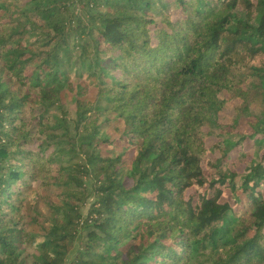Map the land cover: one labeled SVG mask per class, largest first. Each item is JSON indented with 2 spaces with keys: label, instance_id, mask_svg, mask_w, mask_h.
Returning a JSON list of instances; mask_svg holds the SVG:
<instances>
[{
  "label": "trees",
  "instance_id": "1",
  "mask_svg": "<svg viewBox=\"0 0 264 264\" xmlns=\"http://www.w3.org/2000/svg\"><path fill=\"white\" fill-rule=\"evenodd\" d=\"M240 116L264 144V0H0V264H264V150L207 145Z\"/></svg>",
  "mask_w": 264,
  "mask_h": 264
},
{
  "label": "rangeland",
  "instance_id": "2",
  "mask_svg": "<svg viewBox=\"0 0 264 264\" xmlns=\"http://www.w3.org/2000/svg\"><path fill=\"white\" fill-rule=\"evenodd\" d=\"M170 10V14L172 17H176L179 13L180 8L176 5L175 2H171L168 6ZM83 83H79V86H83L84 82H86V77L82 78ZM88 87L86 96L90 99H95L96 90L94 84L91 81ZM78 87V86H77ZM224 97L227 96V93H223ZM75 94L66 89H63L61 92V97L57 103L62 104L73 116L75 111V102H74ZM102 103V102H101ZM238 103V99H227L224 102V105L218 112L217 118L220 122L227 123L232 122V119L235 115V106ZM57 104V105H58ZM259 103L252 105V110H259ZM54 110L60 114L58 108H54ZM109 121L104 126V134L110 137H117L119 133L123 130V123L120 119L115 116V113H108ZM208 130L207 137V145L209 147V156L213 159L220 158L222 159L220 165L218 166L221 169H226L230 167L231 170H245L251 162L257 161L260 159V155L264 150V144L260 143V138H262L263 134L258 133L252 136L247 141H242L241 144L236 145L228 149V145L225 144V140L235 141L242 135V133H249L250 127L244 123V117L240 116L238 122L235 124V127L230 131H226L224 134L219 133V129L216 127H206ZM122 151H125L127 154H131V149L126 147L123 143L121 144ZM228 150V154L226 158H222L221 151ZM225 196V195H224ZM93 198L89 199V202ZM232 198H230L231 200ZM89 202L83 206V212L87 211ZM77 246V243H74V248ZM71 256V253L68 255V258ZM66 264V263H65Z\"/></svg>",
  "mask_w": 264,
  "mask_h": 264
}]
</instances>
